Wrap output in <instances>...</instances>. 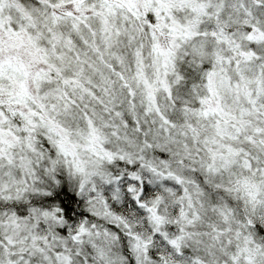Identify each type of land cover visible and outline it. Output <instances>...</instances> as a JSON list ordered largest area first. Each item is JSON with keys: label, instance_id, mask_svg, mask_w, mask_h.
I'll return each instance as SVG.
<instances>
[{"label": "snow or ice", "instance_id": "snow-or-ice-1", "mask_svg": "<svg viewBox=\"0 0 264 264\" xmlns=\"http://www.w3.org/2000/svg\"><path fill=\"white\" fill-rule=\"evenodd\" d=\"M0 264H264V0H0Z\"/></svg>", "mask_w": 264, "mask_h": 264}]
</instances>
